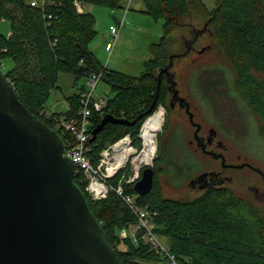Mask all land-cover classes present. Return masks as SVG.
I'll return each instance as SVG.
<instances>
[{"label":"trees","instance_id":"1","mask_svg":"<svg viewBox=\"0 0 264 264\" xmlns=\"http://www.w3.org/2000/svg\"><path fill=\"white\" fill-rule=\"evenodd\" d=\"M144 12L163 19L162 35L150 47V57L143 62V71L134 76L104 66L89 48L95 36L94 15L84 11L86 4L110 8H125L126 0H0V23L9 24L8 35L0 31V59L10 58L13 65L4 75L12 85L19 102L30 113L54 128L51 117L76 114L80 94L86 84L77 81L91 73H101L100 80L112 96L102 95L106 104L101 111L92 110L89 132L109 114L132 121L143 114L156 95L155 71L168 62L172 52L167 36L176 26L184 25L192 14L207 15L205 31L214 40L217 50L225 57L233 73L232 86L247 102L258 119L259 134L264 136V0H217L209 11L202 0H141ZM76 3L81 10L76 8ZM112 18H117L111 13ZM178 51L177 53H181ZM59 73L72 76L76 91L67 96L65 111L41 114L45 100L58 87ZM167 83L162 75L157 91L156 106L134 125L107 122L87 140V155L96 165L104 145L126 133L133 143L143 121L166 104ZM65 145L69 132L58 130ZM159 136V135H158ZM158 147V145H157ZM158 151V149H157ZM161 155L154 159L153 185L136 202L146 207L152 216V232L167 238L171 254L181 264H264V212L241 193L229 186L210 187L192 199L172 198L163 194L159 175L166 172L158 167ZM117 177L111 181L116 183ZM78 172L74 181L85 192L89 206L104 229L107 241L116 249L122 264H167L158 248L141 235L121 237L119 231L132 228L137 218L114 192L102 199H92L85 190L86 179ZM125 193L134 194L133 184L125 183Z\"/></svg>","mask_w":264,"mask_h":264},{"label":"rangeland","instance_id":"2","mask_svg":"<svg viewBox=\"0 0 264 264\" xmlns=\"http://www.w3.org/2000/svg\"><path fill=\"white\" fill-rule=\"evenodd\" d=\"M202 1L209 11L215 8L217 2V0ZM127 3L128 0L123 6H127ZM128 4L124 25L110 54L105 51L104 44L110 41L109 31L116 26L111 13L117 19H122L124 9L91 3L84 6V11L91 12L95 18L97 32L90 41L89 48L96 58L108 68L137 76L144 69L143 62L151 56V44L158 42L162 35L163 19H155L146 14L141 0H131ZM191 17L184 20V25L174 27L167 36L170 51L175 53L183 51L184 39L191 37L192 28L202 29L207 15L192 14ZM0 31L8 35L9 24L1 22ZM194 45L197 49L205 46L204 52L198 54L192 47L187 50L188 53L174 59L173 69L177 75L175 80L179 83L177 86L182 93L187 94L195 106L198 120L205 126L212 125L217 129L218 138L226 145L230 160H233L236 154H240L241 159L251 161L264 169V136L259 134L257 117L232 86L233 73L230 65L217 50L214 40L208 33L202 32L198 35ZM12 65V60L6 58L0 65L1 72L5 73ZM85 82L86 78L81 77L77 84H85ZM57 85L58 87L53 88L48 95L40 112L47 115L46 117L53 112L63 113L67 96L76 91L72 76L67 73H59ZM96 94L112 96L103 81L98 82ZM158 108L164 115L153 139L154 145L150 155L153 157L150 166L155 165L154 159L160 154L161 160L157 166L166 170L164 174L159 175L163 194L172 198L192 199L200 192L191 190L187 183L193 175L211 168L212 159L203 158L201 154H196L189 148L187 140L191 134V126L187 121L177 119L173 109L168 110L163 105ZM133 145L139 148V152L142 148V140L140 139L139 145L134 143ZM229 172L233 180L228 182V186L251 200L264 212V204H260L248 189L249 186L254 189L262 185L257 179V174L249 168ZM156 237L162 245L167 246V238L159 235Z\"/></svg>","mask_w":264,"mask_h":264},{"label":"water","instance_id":"3","mask_svg":"<svg viewBox=\"0 0 264 264\" xmlns=\"http://www.w3.org/2000/svg\"><path fill=\"white\" fill-rule=\"evenodd\" d=\"M204 31L192 28L191 37L184 39L185 49L170 54L168 62L156 69V95L143 114L132 121L107 114L92 130L91 140L107 122L134 125L152 112L162 75L173 98L185 102L196 136L200 124L194 123L189 103L178 96L169 69ZM64 150L59 132L23 107L0 71V264H122L85 192L75 183L74 166ZM244 165L263 174L248 163L238 167ZM153 177L151 166L143 168L133 183L134 192L138 196L148 193Z\"/></svg>","mask_w":264,"mask_h":264},{"label":"built area","instance_id":"4","mask_svg":"<svg viewBox=\"0 0 264 264\" xmlns=\"http://www.w3.org/2000/svg\"><path fill=\"white\" fill-rule=\"evenodd\" d=\"M29 3L31 6H36L38 0H30ZM128 3L123 8L122 19H118L116 26H113L109 31L110 41H106L104 44V49L108 54L113 50L116 39L124 25ZM76 8L81 10V6L78 3H76ZM2 63L3 61L0 59V65ZM100 75L101 73L91 72L86 76V90L80 94L79 107L74 116L69 118L65 116L51 117L55 124L54 129L57 132L61 129L63 132L71 134V139L68 140V145H65L63 155H67L71 159L75 174L78 172L82 173L84 178H81L80 181L82 182L86 179L85 190L92 199L104 198L109 191H114L135 215L137 218L136 224L132 228L121 229L119 231L121 237L131 236L135 239L138 230H142L141 237L150 243L151 246L159 249L161 257L167 261V264H181L170 253L168 246L162 245L152 232V216L155 212H151L146 207L140 206L136 202V197L138 196L136 193L130 194L123 191L125 183L133 184L140 178L141 170L150 166L151 159L147 160L144 157V145L141 137V129L149 116L143 121L138 134L142 140L140 153L138 152L139 148L133 145L130 133H126L102 147L96 165L92 164L90 157L87 155L90 151L87 140L91 137V133L89 132L91 111L93 109L101 111L106 104L105 97L96 94ZM116 176H118L117 181L113 184L111 180Z\"/></svg>","mask_w":264,"mask_h":264},{"label":"flooded vegetation","instance_id":"5","mask_svg":"<svg viewBox=\"0 0 264 264\" xmlns=\"http://www.w3.org/2000/svg\"><path fill=\"white\" fill-rule=\"evenodd\" d=\"M202 26V28H205L204 23ZM193 47L194 51L198 54H202L204 52V50L202 52H200V50L205 46H201L199 49H197L195 45ZM174 61L175 60H173L172 66L170 67L169 71L173 73L175 80L177 75L175 69H173ZM177 84L179 83H176L178 96L183 97L189 103V111L193 114L194 123L200 124V128L196 136L194 134L196 126L193 125L189 120L185 102H180L177 97L174 99L172 93L168 89L166 90V99L168 100V102L166 103L167 108L168 110L173 109L176 112L177 119L183 122L187 121L190 124L191 134L187 140L189 148H191L194 153L201 154L203 158L212 159V162L210 164L211 168L202 170L199 173L193 175L187 183L188 187H190L191 190L201 193L202 191L210 187L228 186V182H231L233 180L229 172L230 170H243L245 168H249L257 174V179L259 180V182H261L262 185H259V189L257 187L252 189L251 186H249L248 189L253 192H251V194L253 195V197L257 198V201L260 204H264V169L261 166L252 163L251 161L241 159L240 154H236L235 158L233 160H230L227 154L226 145L221 139L218 138L217 129L212 125L205 126L198 120L195 106L192 104L187 94L181 92V89L177 86ZM244 163L259 167L263 174L245 165L243 167H238L239 165ZM201 174H206V176L202 179H199L198 177Z\"/></svg>","mask_w":264,"mask_h":264},{"label":"bare ground","instance_id":"6","mask_svg":"<svg viewBox=\"0 0 264 264\" xmlns=\"http://www.w3.org/2000/svg\"><path fill=\"white\" fill-rule=\"evenodd\" d=\"M161 108V107H159ZM158 108V109H159ZM156 110L153 115H150L149 118L145 121V124L143 125L141 129V137L143 140V145H144V157L149 160L153 155L150 157L152 154L151 149L154 145V136L157 131V129L160 127L162 124L163 120V111L161 109Z\"/></svg>","mask_w":264,"mask_h":264},{"label":"crops","instance_id":"7","mask_svg":"<svg viewBox=\"0 0 264 264\" xmlns=\"http://www.w3.org/2000/svg\"><path fill=\"white\" fill-rule=\"evenodd\" d=\"M130 1H131V0H130ZM130 1H129V2H130ZM125 15H126V14H125Z\"/></svg>","mask_w":264,"mask_h":264}]
</instances>
